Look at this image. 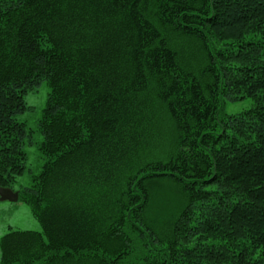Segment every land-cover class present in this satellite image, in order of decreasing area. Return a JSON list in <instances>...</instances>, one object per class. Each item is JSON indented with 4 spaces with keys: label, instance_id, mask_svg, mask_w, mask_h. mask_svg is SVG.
Masks as SVG:
<instances>
[{
    "label": "trees",
    "instance_id": "obj_1",
    "mask_svg": "<svg viewBox=\"0 0 264 264\" xmlns=\"http://www.w3.org/2000/svg\"><path fill=\"white\" fill-rule=\"evenodd\" d=\"M0 187V264H264V0H0Z\"/></svg>",
    "mask_w": 264,
    "mask_h": 264
},
{
    "label": "rangeland",
    "instance_id": "obj_2",
    "mask_svg": "<svg viewBox=\"0 0 264 264\" xmlns=\"http://www.w3.org/2000/svg\"><path fill=\"white\" fill-rule=\"evenodd\" d=\"M48 91L47 84L45 81H42L34 90H29L24 95V101L28 108L17 116V119L25 123L28 133L24 144V151L26 153L25 171L21 176L17 177L16 182L13 184L14 190L28 186L31 182V174L37 173L44 162V156L38 150L41 135L37 130V121L40 118ZM246 106V102L229 104L228 110L235 112ZM9 230L41 232L42 228L26 203L20 201H0V238Z\"/></svg>",
    "mask_w": 264,
    "mask_h": 264
},
{
    "label": "water",
    "instance_id": "obj_3",
    "mask_svg": "<svg viewBox=\"0 0 264 264\" xmlns=\"http://www.w3.org/2000/svg\"><path fill=\"white\" fill-rule=\"evenodd\" d=\"M0 201H18V191H14L9 187H0Z\"/></svg>",
    "mask_w": 264,
    "mask_h": 264
}]
</instances>
